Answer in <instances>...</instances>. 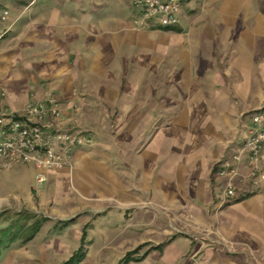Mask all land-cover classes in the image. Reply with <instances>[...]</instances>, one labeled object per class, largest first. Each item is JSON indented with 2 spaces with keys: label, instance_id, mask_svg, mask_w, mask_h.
<instances>
[{
  "label": "rangeland",
  "instance_id": "1",
  "mask_svg": "<svg viewBox=\"0 0 264 264\" xmlns=\"http://www.w3.org/2000/svg\"><path fill=\"white\" fill-rule=\"evenodd\" d=\"M37 1L0 0V33L17 16L60 37L71 28L84 37L97 22L130 26L113 42L114 63L95 75L92 49L67 46L83 55V93L124 100L129 115L107 120L101 108L79 131L94 149L61 171L67 185L47 181L32 198L0 201L1 221L48 220L35 238L3 249L0 264H63L75 254L76 264H264V160L252 164L245 148L264 108V0H177L170 31L137 0ZM21 173L2 179L11 195L34 186Z\"/></svg>",
  "mask_w": 264,
  "mask_h": 264
},
{
  "label": "crops",
  "instance_id": "2",
  "mask_svg": "<svg viewBox=\"0 0 264 264\" xmlns=\"http://www.w3.org/2000/svg\"><path fill=\"white\" fill-rule=\"evenodd\" d=\"M38 1L37 5L39 4ZM49 6V3H43L41 8L48 9ZM26 17L17 16L10 23L7 29L11 33L8 35L11 36L10 38H5L7 31L3 34L0 33V92L5 95L3 103L7 108L22 113L29 103L41 102L49 96H53L57 102L56 107L62 115L60 120L56 122L57 127L78 131L91 128V121L97 120L101 108L108 113L106 115L107 120L113 117L122 120L129 115L124 100L111 96V98H106L104 96L106 92L101 94L99 99H90L83 93L82 88L84 86L81 87L77 82L78 73L75 72V69L81 64L78 58H83V55L81 50L67 46L70 42H80L84 51L92 49L87 57L90 60H95L91 63L95 75V73L105 70L106 67L114 63L113 42L121 36L124 39L125 34L128 38L130 26L127 28L123 26L122 29H119L123 32L120 35V31L114 32L111 29H105L103 24L97 22L95 25L90 24L91 28H87V34L84 37L74 28L67 29L65 35L60 37L53 33L47 25L39 27L41 24H38L36 26L33 19H27L25 23L21 24L22 19ZM59 20V26L64 25L61 19ZM109 20L112 21V18ZM19 38L21 41L19 48L6 50L8 43ZM4 45L6 47H2ZM48 85L53 86V88L49 89ZM92 149H94L93 145L76 149L73 152L72 160L80 162L88 159L90 153L93 152ZM219 153L217 151V154ZM19 170L22 172L21 176L33 178L34 186L30 188L20 185L17 188H12L15 189V192L11 195L9 188L3 185L2 179L9 173L16 174ZM67 170L68 172L69 170L73 171V166ZM51 174H53L52 178ZM35 176V168L23 164L7 167V160L0 157V201L11 200L19 196L23 199L32 198L33 191L40 190L35 181ZM68 180L66 172H51L45 186L58 188L67 185Z\"/></svg>",
  "mask_w": 264,
  "mask_h": 264
},
{
  "label": "built area",
  "instance_id": "3",
  "mask_svg": "<svg viewBox=\"0 0 264 264\" xmlns=\"http://www.w3.org/2000/svg\"><path fill=\"white\" fill-rule=\"evenodd\" d=\"M135 4L149 15L157 16L160 28L178 25L177 0H137ZM4 97L0 92V157L7 160V167L15 164L33 166L37 185L45 184L51 172L71 168L76 149L93 145L86 133L57 127L56 122L62 115L53 96L29 103L22 113L7 108ZM245 145L252 164L264 160V108L253 116L251 136ZM226 196H235L234 190L229 188Z\"/></svg>",
  "mask_w": 264,
  "mask_h": 264
},
{
  "label": "trees",
  "instance_id": "4",
  "mask_svg": "<svg viewBox=\"0 0 264 264\" xmlns=\"http://www.w3.org/2000/svg\"><path fill=\"white\" fill-rule=\"evenodd\" d=\"M165 31L174 30L175 27L163 28ZM5 216V213H0V224L7 223L3 228H0V254L5 248H8L10 244L17 240L29 241L36 237L42 226L48 220L38 221L35 216L29 213H17L11 220L6 219L1 221ZM130 255L124 260L126 263L130 260ZM83 257L74 255L70 260L63 264H76V259H82Z\"/></svg>",
  "mask_w": 264,
  "mask_h": 264
}]
</instances>
